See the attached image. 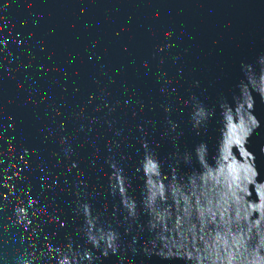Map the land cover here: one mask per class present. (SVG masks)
Returning <instances> with one entry per match:
<instances>
[{
	"label": "water",
	"instance_id": "obj_1",
	"mask_svg": "<svg viewBox=\"0 0 264 264\" xmlns=\"http://www.w3.org/2000/svg\"><path fill=\"white\" fill-rule=\"evenodd\" d=\"M0 264H264V0H0Z\"/></svg>",
	"mask_w": 264,
	"mask_h": 264
}]
</instances>
